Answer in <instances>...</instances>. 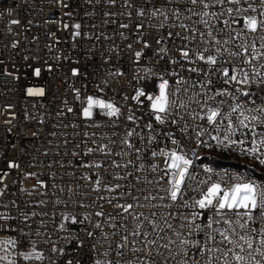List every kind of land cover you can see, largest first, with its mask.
Masks as SVG:
<instances>
[{
  "label": "built area",
  "instance_id": "built-area-1",
  "mask_svg": "<svg viewBox=\"0 0 264 264\" xmlns=\"http://www.w3.org/2000/svg\"><path fill=\"white\" fill-rule=\"evenodd\" d=\"M248 3L255 12L248 9ZM230 7L228 0L208 9L189 0H0V241L12 238L17 245L9 264H216L217 258L223 264L224 257L216 248L238 252L245 256L244 264H264V245L256 234L253 249L244 241H239L243 250L221 242L219 235L215 241L208 240L209 230L199 231L189 221L193 212L203 211L195 224L204 226L214 211L185 206L199 197L196 181L209 177L212 182L223 177L231 186L237 181L229 177L238 176L240 182L264 187L262 180L241 171L208 164L213 149H220L226 157L234 156L249 166L250 160H257L254 168L264 169V146L259 144L264 125L256 124L254 131L228 132L230 140L244 141L229 144L219 142L226 134L227 120L213 126L199 118L209 105L220 108L227 117L237 102L245 109L244 115L264 116L260 111L264 109V82L252 71L256 68L264 74V57L246 64L230 55L245 37L252 55L264 52L261 33H247L242 23L225 24L245 14L260 18L264 4L241 0V11L231 14L227 12ZM177 9L178 16L174 15ZM188 9L218 14L210 27L212 37L221 41L219 45L204 42L212 39L208 28ZM141 11L143 16L138 14ZM76 24L79 29L73 27ZM125 24L127 28L122 27ZM76 31L79 36L74 35ZM236 32L240 37L227 46V53L221 52L218 65L196 60L194 50L211 49L207 54L217 55L214 47L223 49V41ZM181 48L191 50L189 59L181 57ZM137 52L141 53L139 59ZM248 59L245 54L244 60ZM219 67L247 71L250 83H226L223 74L213 70ZM161 78L169 81L171 99L177 101L163 124L155 121L147 100L138 103L132 99L137 89L158 94ZM29 88H43L44 95H29ZM89 92L114 102L121 115L110 118L96 109L92 118L83 117L81 110ZM129 116L134 119L128 120ZM231 118L238 124V113ZM149 123L152 128L147 127ZM129 131L134 133L130 137L126 136ZM125 139L131 149L122 142ZM101 145L108 146L109 155L95 151ZM253 147L260 151L249 154L247 150ZM90 148L94 151L88 153ZM172 149L193 161L187 189L176 202L166 196L168 177L161 180L167 171L165 158L152 156L154 151ZM10 163L18 167H9ZM93 163L104 166H84ZM152 165H157L155 172ZM97 174L101 191L95 190ZM105 183L120 187L109 192ZM117 203L139 206L124 213L115 207ZM98 211L105 215L97 216ZM226 227L213 225V229ZM254 227L261 225L257 222ZM181 240L189 244H181ZM20 241L34 243L42 258L25 260L18 250ZM228 259L237 264L231 253Z\"/></svg>",
  "mask_w": 264,
  "mask_h": 264
},
{
  "label": "snow or ice",
  "instance_id": "snow-or-ice-1",
  "mask_svg": "<svg viewBox=\"0 0 264 264\" xmlns=\"http://www.w3.org/2000/svg\"><path fill=\"white\" fill-rule=\"evenodd\" d=\"M112 3H115V0H111ZM190 4L196 5L201 4L203 9H208L211 6L215 5H221L224 3V0H189ZM230 4L233 5V7H230L227 9L228 13H235L241 11V9L238 7L241 4V0H228ZM261 3L264 4V0H261ZM248 9H251L253 12H255V9L253 8L251 3H248ZM248 9H243V11L246 13ZM189 12H191L193 15H199L201 17V22L208 28L207 35L209 37H212V31L213 29L210 27V24L212 21H214L217 18V13L215 12H208V11H202L200 13H195L192 9H188ZM179 9H177L176 13L174 15L178 16ZM139 15L143 16V11L138 13ZM153 16L157 15V12L154 11L152 13ZM165 22H167V14H165ZM12 23H18V21L13 20ZM231 23H242V30H246L247 33H261L259 39L261 41L260 47L264 48V9L260 12V18H258L255 15H243L241 18L237 19L235 16L233 17L232 21H225V24H231ZM182 28H186V25H179ZM67 27V25H65ZM75 29H79L80 25L76 24L73 25ZM122 27L127 28L128 25H122ZM138 27H142V25H138ZM192 32H196V29H191ZM75 36H79L80 32L76 31L74 33ZM171 35V33H170ZM177 35H179L177 33ZM199 35L201 37H204L205 33L200 32ZM241 33L236 32L235 36L231 39H226L223 41V49L221 47H214V51L217 55H211L207 54L211 49H196L193 51V54L196 56L197 61H204L206 65H218L219 63V56L221 52L224 53L228 52V45L233 42L234 39H238L240 37ZM196 36L193 35L192 41L195 42ZM204 42H210L211 44L219 45L221 43L220 40L216 39L215 37H212L211 41H204ZM147 47V44L145 45ZM256 42L255 40L252 41L251 47L252 49H255ZM130 47V45H129ZM190 49L188 48H181L180 54L183 59H189L190 57ZM247 54L250 59L244 60V55ZM232 57L236 58L237 60H243L246 64H251L252 61L257 60L261 57H264V52H257L255 55H252V52L250 51V48L248 46V38L245 37L244 41L237 44V50L231 52L230 54ZM141 56L140 52L136 53L137 59H139ZM264 67V66H262ZM191 71H197V69H190ZM214 71H220L223 76L226 78V83H236V84H248L250 83V77L247 71H244L243 69H240L239 71L236 68L229 69L228 67H219L213 69ZM40 69H35V75L37 77L40 76ZM73 75H77L78 71L77 69H73ZM150 71V70H149ZM203 71V69H201ZM231 71V75H230ZM252 71L256 73V76L262 77V82H264V74H262L259 69L253 68ZM242 77V78H240ZM211 83V81H208ZM186 91V90H185ZM29 95H44V89L38 88L28 89ZM245 96L249 95V93L245 92ZM144 99H141V98ZM79 94L77 95V99H79ZM235 99V97H233ZM133 100L137 101L138 103H144V100H147L149 102L152 114L154 115L155 121H157L160 124H163L165 122V116L170 112V110L177 106V101L171 99V94L169 92V81L166 79L161 78V82L158 85V94L153 95L152 93L147 92L145 89H137L136 94L132 97ZM209 99H212L210 97ZM180 107H186L184 104H180ZM100 110L105 116L107 117H118L121 115V108L118 107L114 102L106 100L103 97H97L93 95H88L85 97V106L82 108V115L85 118H92L95 114L94 110ZM69 111H72V109H69ZM251 111V110H248ZM261 112H264V109L260 110ZM245 109L242 108L241 104L237 102V104L234 107L230 108L229 116H225L220 108L212 107L211 105L207 106V110L199 117L200 119H205L207 122L213 126H215L218 122L223 123L225 120H227L228 128L226 130V134L223 138V140L219 141L220 143H223L224 141H228L229 144H235L240 143L243 144L244 141H234L229 139L228 132H239L242 128L249 129L250 131H254L255 125L260 124L264 125V116L261 115H244ZM239 114V120L238 124H235L233 122V119L231 118V114ZM133 116H129L128 120H133ZM173 123H177L176 120L172 121ZM252 122H255L253 124ZM148 128H152V124L149 123L147 125ZM134 133L132 131H129L126 136L130 137ZM203 132L200 133L202 135ZM213 140H217L218 137L213 136ZM123 143H126L128 148H132V144L125 139L122 141ZM173 143H177L176 141H173ZM255 143V141H253ZM259 144L261 146H264V137H261L259 140ZM93 149H88V153L93 152ZM95 151H99L104 153L105 155L110 154V150H108L107 145H101L98 149ZM137 152H139V149H136ZM249 154H256L260 151L259 147H253L249 150H247ZM157 155H160L164 157V164L166 166L167 171L164 172L161 176V180L165 176L168 177L166 180V196L173 202H176L180 200L184 194V192L187 189L191 173L189 171L193 161L191 159H188L185 154H183L178 149H172V150H161L160 152H152V156L155 157ZM131 163V161H129ZM261 163H264V160L261 161ZM85 167H95V168H102L104 165L102 163H93V164H85ZM116 167H120L119 164H115ZM9 167H18L16 164H9ZM126 167V165H125ZM139 168L142 169L143 165H139ZM157 169V165H152L151 170L155 172ZM29 175H34V173H29ZM98 178L94 181L95 190L101 191V179ZM230 179H235L237 182L233 183L231 186H228L226 182H224V178L221 177L220 181L212 182L211 177H209L206 181H196L197 184V190H199V197L192 201L191 204L186 203V207L190 208H198L200 210H211L214 211L213 217H206L207 224L204 226L195 224V220L204 215V212H193L191 214V220L189 221V226L195 227L199 231H204L205 228L208 231L206 239L208 240H216V236L219 235L221 238V242L234 244L236 248H239L243 250L244 245L241 244L239 241H244V243L247 245L248 249H253V234H256L259 238V243L261 245H264V187L258 186L255 183L252 182H240V178L237 177H229ZM203 184L205 187L204 189H200L199 186ZM104 189L111 192L114 191V189H118L120 187L119 184H116L115 186L109 185L105 183L103 185ZM160 199H163L164 197H157ZM108 203L111 204L112 200L109 199ZM134 204H119L117 203L115 207L117 209H121L124 213H129L130 210L134 208ZM229 214L231 216L237 217V219L233 220L230 218ZM97 216H103L105 213L103 211H98L96 213ZM142 215V214H139ZM147 219V217H145ZM186 220H188L187 217H185ZM243 221V222H242ZM259 223L261 225L260 228L254 227L256 223ZM227 225L226 228L223 230L217 228L213 229V225ZM243 230V234H241L240 231ZM91 235V233L89 234ZM144 235H147V233H144ZM179 235V234H177ZM235 237H238V240L235 239ZM128 237L125 236L124 240L127 241ZM181 244H189V241L187 240H181L179 241ZM8 244L15 246V241L9 240L7 242ZM152 243H155V241H152ZM195 243V242H193ZM123 246V245H122ZM147 247V245H145ZM259 251V248L256 249ZM207 251L211 253L213 251L212 248H208ZM215 252L221 253L224 257L223 264H231V261L228 259L229 253H231L232 259H234L237 264H244L246 261L245 256L240 255L238 252L232 251V249H228L226 251H222L220 248H216ZM23 258L25 260L34 258L39 260L42 258V256L39 253H22ZM100 264V262H98ZM216 264H220L219 258L216 260ZM250 264V261L248 262ZM259 264V262H257Z\"/></svg>",
  "mask_w": 264,
  "mask_h": 264
},
{
  "label": "rangeland",
  "instance_id": "rangeland-1",
  "mask_svg": "<svg viewBox=\"0 0 264 264\" xmlns=\"http://www.w3.org/2000/svg\"><path fill=\"white\" fill-rule=\"evenodd\" d=\"M88 95H93V96L99 97L97 94H95L93 92H89ZM220 156L226 157L224 154H222V155L221 154L220 155L214 154V157H220ZM234 166L239 167L245 171H248V173H250L251 175L260 177L264 181V169L257 170L256 168H254V167H257V165L250 162V167L248 165H245V164H239V165H234ZM9 240L15 241L12 238L3 239L0 241V264H9V262L16 255V251H17L16 241H15V246L13 247L12 245L7 243ZM18 250H19L20 254H22V253H36L37 252L36 245L34 243L28 242V241H20L18 244Z\"/></svg>",
  "mask_w": 264,
  "mask_h": 264
},
{
  "label": "bare ground",
  "instance_id": "bare-ground-1",
  "mask_svg": "<svg viewBox=\"0 0 264 264\" xmlns=\"http://www.w3.org/2000/svg\"><path fill=\"white\" fill-rule=\"evenodd\" d=\"M214 154L216 155H226V152L224 150H220V149H213V157H208V164L212 166V168H215V169H222V170H231V171H241L242 174L246 175L247 177L249 178H255L256 180H262L260 177H257V176H254V175H251L250 173H248V171H245L239 167H236V166H230V165H215L213 162H212V158H214ZM251 163L257 165V160H250ZM241 164H245V165H248L247 163H242ZM249 166V165H248ZM250 167V166H249ZM262 185L264 186V181L262 180Z\"/></svg>",
  "mask_w": 264,
  "mask_h": 264
},
{
  "label": "trees",
  "instance_id": "trees-1",
  "mask_svg": "<svg viewBox=\"0 0 264 264\" xmlns=\"http://www.w3.org/2000/svg\"><path fill=\"white\" fill-rule=\"evenodd\" d=\"M212 162L215 165H230V166H234V165L241 164V162L236 157H234V156H229V157H224V156L214 157V158H212Z\"/></svg>",
  "mask_w": 264,
  "mask_h": 264
}]
</instances>
